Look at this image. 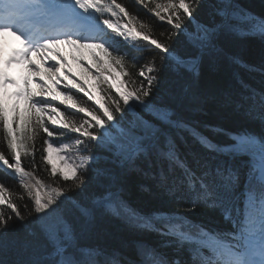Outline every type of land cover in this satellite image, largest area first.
I'll use <instances>...</instances> for the list:
<instances>
[{
  "label": "snow or ice",
  "instance_id": "obj_1",
  "mask_svg": "<svg viewBox=\"0 0 264 264\" xmlns=\"http://www.w3.org/2000/svg\"><path fill=\"white\" fill-rule=\"evenodd\" d=\"M149 2L153 4L150 8ZM135 3L179 32L186 19L195 20L193 13L201 7L202 0ZM122 18H127V23L121 24ZM8 35L15 36L20 47L6 54L0 41V132L8 153L0 151V170L5 176L14 177L22 191L11 192L0 180V256L15 251L28 258L11 262L0 259V264H123L118 251L109 252L91 242L97 234L98 218L104 214L119 216V210L126 206L120 192L106 189L87 205L67 195L87 186L94 177L101 181L111 177V170L102 166L101 152L108 153L104 163L115 162L127 170H139V161L150 165L153 160L165 161L169 172L178 168L181 173L171 180L168 174H160V183L171 196L179 201L186 191L193 194L188 201L193 209L202 205L220 208L228 217L233 212L242 217L237 232L226 238L194 227L178 213L142 215L130 210L129 219L139 230L163 237V245L174 247L177 253H188L187 261L179 256L170 260L156 247L140 241L135 249L139 264H264V136L245 133L233 137L231 144H213L190 128L172 107L157 102L153 88L159 92L163 78L152 59L138 70L137 75L144 78L139 82L127 70L129 65L135 68L138 61L145 59L148 48H154L159 50L157 55L168 54L165 59L177 72L191 74L195 81L204 57L221 51V37L264 40V16L250 13L236 0H216L213 22L196 25V39L192 43L196 51L186 57L170 53L167 43L153 36L151 26L117 0H10L0 9V38ZM63 45L80 52L81 57L88 50L96 61L101 83H107L105 72L114 71L113 66L127 78L119 86L108 85L109 89L115 87L118 94L110 98L108 106L99 100L91 108L83 106L70 91L56 95L42 78L36 80L41 91L33 90L31 75L17 79L7 71L13 63L24 64L39 76L40 67L31 59L36 54L44 64L54 61L47 71L58 77L59 64H67L59 51ZM126 83L131 84L130 89H125ZM9 85L15 91H8ZM71 88L78 89L89 100L95 99L78 82H73ZM246 93L237 102V108H244L249 115L258 114L264 120V91L246 88ZM183 95L192 103H200L190 85L185 86ZM54 101L67 107L62 111ZM132 101L136 103L130 104ZM122 104L133 116L128 126L123 125L124 116L116 121V113L124 110ZM77 114L85 115L77 120ZM185 131L191 132L210 152L248 157L243 207L233 203L239 184L235 169L213 168L207 161L197 159L198 171L181 158L177 139ZM41 134L44 140L38 150L36 140ZM73 135L71 144L54 143V139ZM38 151L53 184L35 175ZM23 158H27L28 167ZM26 199L31 207L23 205L22 212L18 201ZM69 202L76 210L74 219L65 208ZM20 227L24 229L23 236L12 235Z\"/></svg>",
  "mask_w": 264,
  "mask_h": 264
},
{
  "label": "trees",
  "instance_id": "obj_2",
  "mask_svg": "<svg viewBox=\"0 0 264 264\" xmlns=\"http://www.w3.org/2000/svg\"><path fill=\"white\" fill-rule=\"evenodd\" d=\"M156 2L166 3L167 0H156ZM215 2L216 0H202L201 7L193 13L195 20L189 22L186 19L179 32H176L166 20H160L146 8L136 4L135 0H124L123 5L133 15L138 16L140 21L151 26L153 36L167 43L170 53L186 57L196 51L192 46L196 39V25L213 22ZM236 2L250 13L264 16V0H236ZM152 6L153 4L149 2L148 7ZM122 19L127 21V18ZM218 46L221 49L220 52L205 56L202 60L200 75L195 81H193L191 74L177 72L174 66L166 61L165 57L168 54L157 55L159 50H154V48H148L145 59L138 61L135 68L129 65L127 70L132 73L133 79L139 82L144 78L137 75L138 70L147 63L148 59H152L163 78L159 92L155 87L153 88V96L156 97L157 102L172 107L178 116L189 124L190 128L195 129L198 134L206 137L213 144H229L233 142V137L238 136L241 132L264 136V120L258 114L249 115L244 108H237V102H240L247 94L246 88L264 91V40L255 37L225 36L218 40ZM126 81L127 78L124 76L123 82ZM108 85V81L107 83L100 82L106 106L110 104V98L118 95L116 90L114 88L109 89ZM189 85L200 97V103H192L184 98L183 90L185 86ZM129 87L131 88V84ZM70 92L83 106L91 108L95 105L83 93L73 90ZM121 107L124 110L116 113V121H120L121 116H124L123 125L128 126V122L133 119V116L128 111V107L123 104ZM82 115L85 114H77L75 119L79 120ZM181 135L182 138L177 139L181 158L186 159L189 165L194 168H197L195 163L197 159L202 163L207 161L213 167L212 153L205 149L191 132L185 131ZM71 137L73 136H65L60 140L67 141ZM43 140L44 134H41L39 140L36 141L38 150ZM93 150L96 151L95 148ZM0 151L8 154L2 132H0ZM100 155L102 166L111 170V177H106L102 181L94 177L90 184L68 192L67 195L87 205L95 196L106 189L120 192L126 206L119 210V216L104 214L98 218L97 234L91 242L100 245L109 252L118 251L123 264H139V257L135 249L137 242L140 241L156 247L170 260L176 256H179L182 261H187L188 258L186 251L177 253L174 247L164 246L163 237L154 232L139 230L129 219L130 210L142 215L178 213L186 216L194 227H203L226 238L237 232L238 220L242 218L238 213L233 212L228 217L220 208L200 205L193 209L188 203L193 196L192 193L182 192L183 198L179 201L169 194L160 183V174L161 172L168 174L171 180L180 176L181 173L178 168L174 172H169L167 162L153 160L151 165L147 161H139V170H127L115 162L104 163L108 159V153L101 152ZM218 155L227 167L235 169L239 174V184L233 203L243 207L248 157ZM23 159L25 166L28 167L27 158ZM36 164L35 175L46 183L53 184V178L40 162L39 151L36 156ZM0 180L9 187L11 192L19 194L22 191L16 179L10 175L5 176L2 170H0ZM61 199L64 198L61 197ZM18 203L21 204L22 212L25 211L23 205L31 207L27 199L18 201ZM65 208L68 210L70 218L74 219L76 210L71 203L65 204ZM256 229L258 232V221ZM23 234L24 229L22 227L15 229L12 233V235L18 236H23ZM27 258L26 254L15 251H9L6 255L0 256V259L8 262Z\"/></svg>",
  "mask_w": 264,
  "mask_h": 264
},
{
  "label": "rangeland",
  "instance_id": "obj_3",
  "mask_svg": "<svg viewBox=\"0 0 264 264\" xmlns=\"http://www.w3.org/2000/svg\"><path fill=\"white\" fill-rule=\"evenodd\" d=\"M166 3H162V4H166ZM12 40H14V36L12 35H8L0 39V41L3 42L4 46H6V44L8 42H11ZM59 51L61 52V55H63L67 59V64H64L63 62L59 64L60 73L58 77H53L47 71L48 67L54 61L50 60L48 64H44L41 62L39 56L36 54H33L31 59L35 61L36 64L39 65L40 67L41 71L39 76L24 64H13L11 68L12 70H16L14 73H17L21 78L31 75L33 77V80L32 83L30 84V87L33 90L41 91V89L38 87L36 83V80L41 78L52 87L53 93L56 95H59L61 92H68L67 90L70 89L71 84L73 82H78L83 86H85L87 91L95 98L93 100L94 103L95 100H99L101 103H104L106 105L105 100L103 99L104 97L103 89L100 87V81L97 79L96 61L93 59L91 53L88 50H84L83 56L81 57L80 52L74 51L68 45L61 46ZM98 54L102 56V53H98ZM73 56H76L79 59H74ZM113 68L114 71L105 72V75L107 76V81L109 84L119 86V84L123 82L124 75L119 68H116L115 66H113ZM57 79L59 80V83L55 84L54 81ZM65 85H68L69 87L66 88ZM113 88L116 90L115 87ZM125 89H130L129 84H127V87L125 85ZM125 89H121V90L123 91ZM9 91L10 92L15 91L14 86ZM54 103L56 104L57 107H60L61 110L67 107L66 105H61L59 101H54ZM132 103H136V102L135 101L130 102V104ZM245 133L248 132H241L239 133V135ZM39 138L40 136L37 138L36 141H38ZM73 140H74V135L71 141L73 142ZM72 155H76V153H72Z\"/></svg>",
  "mask_w": 264,
  "mask_h": 264
}]
</instances>
